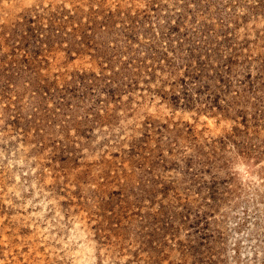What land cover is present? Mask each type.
Wrapping results in <instances>:
<instances>
[{
	"label": "rangeland",
	"instance_id": "1",
	"mask_svg": "<svg viewBox=\"0 0 264 264\" xmlns=\"http://www.w3.org/2000/svg\"><path fill=\"white\" fill-rule=\"evenodd\" d=\"M0 264H264V0H0Z\"/></svg>",
	"mask_w": 264,
	"mask_h": 264
}]
</instances>
